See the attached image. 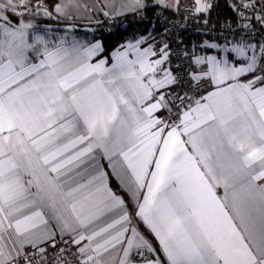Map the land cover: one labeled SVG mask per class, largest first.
<instances>
[{"label": "snow or ice", "instance_id": "6c2138e0", "mask_svg": "<svg viewBox=\"0 0 264 264\" xmlns=\"http://www.w3.org/2000/svg\"><path fill=\"white\" fill-rule=\"evenodd\" d=\"M223 5L190 52L221 0H0V264H264V0Z\"/></svg>", "mask_w": 264, "mask_h": 264}, {"label": "crops", "instance_id": "0c3cea01", "mask_svg": "<svg viewBox=\"0 0 264 264\" xmlns=\"http://www.w3.org/2000/svg\"><path fill=\"white\" fill-rule=\"evenodd\" d=\"M85 2L91 4L92 3V0H85ZM89 15H91L93 22H89V20L86 19V18L75 21V23H76V32H75V34L80 39L92 40L93 37H95V38H101L100 36L102 34H105V28H106L105 25H106V23L109 24V23H113V22L120 21L122 19H126V18L132 17V15L129 14L126 17H119V18H116L114 21H111L110 22L107 18H105L103 16L102 13L93 12V13H90ZM171 17L172 18L174 17V18H176L178 20H181L182 19L181 18L182 16H171ZM96 20H99L100 23L99 24L95 23L94 21H96ZM141 23H143L141 26L134 27V29H132L129 32L130 34H129V37L127 39H130L133 36H138L140 34H147V30L150 28V24L147 23V21L146 22H141ZM53 26L60 28L61 31L65 27V25H63V24L56 25L55 22H53ZM125 26H127V25H125ZM125 26H121V27H125ZM88 29H92L93 31H88ZM157 29H158V31H162V29L160 28L159 25H157ZM212 38L213 37L191 35V36H189L185 40V45L188 46L189 51L191 52L192 51V47H191L192 44L195 43V44L199 45L200 43L203 42V40H205V39L211 40ZM156 39H157V41H159L160 36L157 35L156 36ZM197 53L198 54H202V53H199V49H197Z\"/></svg>", "mask_w": 264, "mask_h": 264}, {"label": "built area", "instance_id": "2783aa9c", "mask_svg": "<svg viewBox=\"0 0 264 264\" xmlns=\"http://www.w3.org/2000/svg\"><path fill=\"white\" fill-rule=\"evenodd\" d=\"M169 18L177 22V27L173 29V35L174 36L179 35V38L184 41V43L180 45L181 48L185 47V40L191 35L215 37L217 35H220L222 31L219 26L221 23H211L210 22L208 26L205 27L203 26L202 22L198 24L195 19H189L188 21H185L183 17H181L182 18L181 20H178L174 17L172 18L171 16H169ZM133 21L138 22L136 20H133V17H130V18L122 19L117 22H113L109 24L106 23L105 34L109 35L111 33H114L118 28H121V26L127 25L129 22H133ZM138 23H141V22H138ZM147 23L149 22L147 21ZM184 24H186V27L181 29L179 25H184ZM213 28L214 30H212L211 32L208 31L209 29H213ZM172 47L175 48L176 44L173 43ZM173 59L175 61V57H173Z\"/></svg>", "mask_w": 264, "mask_h": 264}, {"label": "trees", "instance_id": "16d2710c", "mask_svg": "<svg viewBox=\"0 0 264 264\" xmlns=\"http://www.w3.org/2000/svg\"><path fill=\"white\" fill-rule=\"evenodd\" d=\"M220 13L219 19H217V14ZM230 13L224 8L223 0H221V7L213 11L211 23H222L225 17L229 16ZM143 23L129 22L127 26L118 28L114 33L102 34L100 37L103 39L106 49L110 52L118 43H123L128 37L129 32L134 29V27L141 26Z\"/></svg>", "mask_w": 264, "mask_h": 264}]
</instances>
